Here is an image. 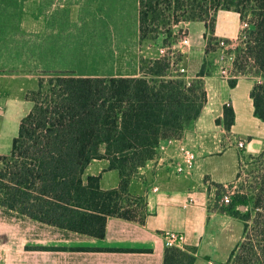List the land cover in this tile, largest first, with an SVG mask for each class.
<instances>
[{"label": "trees", "instance_id": "obj_1", "mask_svg": "<svg viewBox=\"0 0 264 264\" xmlns=\"http://www.w3.org/2000/svg\"><path fill=\"white\" fill-rule=\"evenodd\" d=\"M218 10L234 11L246 24L233 49L228 84L234 87L240 75L261 77L250 97L254 115L264 119V0H138L140 40L162 34L165 45L174 26L203 21L208 54L218 41ZM141 63L142 77L55 71L38 79L25 98L32 107L21 119L9 153L0 155V206L98 239L104 238L109 217L143 219L145 201L140 210L124 204L131 179L157 155L162 141L181 138L199 117L207 100L203 78L213 69L205 58L196 78L187 83L171 74L167 54ZM233 121V108L225 105L223 119L216 123L229 130ZM102 159L107 171L118 174L115 188L103 189L101 174H86L93 160ZM247 162L253 166L249 179L237 184L223 210L243 221L244 239L223 264H264V144ZM240 178L238 171L236 181ZM195 251L166 248L163 264H194Z\"/></svg>", "mask_w": 264, "mask_h": 264}, {"label": "crops", "instance_id": "obj_2", "mask_svg": "<svg viewBox=\"0 0 264 264\" xmlns=\"http://www.w3.org/2000/svg\"><path fill=\"white\" fill-rule=\"evenodd\" d=\"M17 1L21 13L11 14L12 24L4 25L3 14H0V67L32 64L49 68V71L73 67V61L77 59L79 30L76 26H65L72 14H45L48 0H38L43 14H27L31 1L14 0V3ZM175 27L176 31L187 32L190 39L182 49V62L185 76L194 79L207 58L205 23L181 22ZM241 28L239 14L217 11L215 37L236 40ZM34 51L36 54L31 53ZM228 59L224 65L217 58L213 60V72L203 78L207 100L199 117L187 125L178 139L196 154V164L190 173L178 175L174 172L172 166L178 155L173 146L157 150V155L137 172L147 182L142 220L109 217L105 236L98 239L32 220L0 206V264H163L167 248L163 239L165 231L182 232L187 236L183 249H196L194 264L225 262L238 240L232 241L224 234L228 228L237 225V219L219 211L213 199L215 188L209 181L226 186L235 177L237 170L228 172L219 154L238 151V138L245 140L243 152L249 155L258 154L264 144V119L254 115L250 97L254 84L261 78L240 75L236 85L231 87L228 74L233 66ZM228 104L234 111L229 130L222 123H216L217 119H223V109ZM13 108L7 112L1 109L0 141L4 131L18 128L27 114L18 115ZM16 134L10 137V147ZM10 147L6 152L0 147V155L8 154ZM214 152L218 155H213ZM94 161L101 162L106 169V160ZM93 162L86 174L98 175L101 169L90 170ZM109 173L115 175L112 171ZM105 175L106 172L101 173L102 188L116 187L118 177L116 184L108 187L104 185ZM154 187H157L156 191ZM238 229L241 233L243 225H238ZM54 247L66 249H46Z\"/></svg>", "mask_w": 264, "mask_h": 264}, {"label": "rangeland", "instance_id": "obj_3", "mask_svg": "<svg viewBox=\"0 0 264 264\" xmlns=\"http://www.w3.org/2000/svg\"><path fill=\"white\" fill-rule=\"evenodd\" d=\"M30 1V10L27 14H43L41 2L38 0ZM68 1L48 0L45 14H72L70 22L64 25L76 26L79 30L77 35V59L73 61L75 63L74 66L71 68H58L52 71H49V68L32 64L28 67H0V108L3 111L7 112L11 107H14L13 109L18 115L28 113L32 107V103L25 99L26 94L36 88L38 79L47 72L67 71L66 69H70L68 72L77 76L142 77L141 62L160 56L162 54L160 52L161 49H164L165 54L171 58L173 69L176 66L184 67L182 49L186 45L182 41L184 39L190 40L187 32H183L182 29L176 31L177 27L174 26L172 28V35L168 43L165 44L171 45L170 48L162 44V40L165 38V35L162 34H159L155 40L146 39L141 41L139 34L138 0ZM20 9L18 1L14 3V0H3L0 3V14H3L4 25L7 23L12 24L11 14H20ZM237 39L230 42L236 45ZM1 45H5V43ZM31 53L36 54V51ZM228 54L229 52L227 53L225 50L221 52V50H218L216 44H212L206 60L211 64L212 69H214L213 60L217 58L224 65V61L228 59L226 57ZM173 75L177 74L174 73ZM228 76L231 77V74H228ZM260 80L262 81V78ZM17 130L18 128L14 127L4 131L2 140L0 141L1 151H8L10 137L12 134L17 133ZM241 140L245 142L244 139L238 138V151L235 150L234 153H226L224 155L223 153L219 154L220 158L224 160L225 168L228 172L235 169L237 172H240V181H236V175L231 182L226 183V186L209 181L215 188L213 199L220 212H223L227 208V204L223 202V198L227 194L232 198L233 192L238 189L237 184L249 179V171L253 167L252 164L247 162L249 154L243 152L244 147H238V142ZM213 155H218V153L214 152ZM98 169H101L102 174L106 172L104 185L109 187L116 184V176L118 177L116 171H112L113 174L115 173V175H112V173H109L111 171H107L101 162L94 161L90 170L98 171ZM231 184L233 187L230 188ZM118 185L119 177L116 187ZM146 191L147 182H144L141 175L136 173L131 179L127 195L124 198V204H131L129 206L140 210L142 202L145 201L143 193ZM242 210V213H246L247 210H251V206L249 205L247 210L242 207ZM137 219L141 220L138 217ZM239 222L243 225V221L237 219V225L228 228L227 233L224 234V236L228 235L232 241L238 240L237 245L244 239V231L242 230L240 233L238 229V225L242 226Z\"/></svg>", "mask_w": 264, "mask_h": 264}, {"label": "built area", "instance_id": "obj_4", "mask_svg": "<svg viewBox=\"0 0 264 264\" xmlns=\"http://www.w3.org/2000/svg\"><path fill=\"white\" fill-rule=\"evenodd\" d=\"M246 27V24L243 23L242 24V28L244 29ZM182 43L184 45H187L188 40L184 39L182 41ZM235 44L233 42L230 41H226L223 39H219L217 41V48H219L222 52H224V50L229 54H228V58L232 61V66H233V60H234V52L233 49L235 48ZM160 52L162 54H165V50L161 49ZM161 54V55H162ZM173 65H171V74L173 75L174 73L177 75L174 76H180L182 77L187 83L188 81H190L191 79H188L185 76L186 73V69L184 67H179L176 66L175 69L172 68ZM233 68V67H232ZM232 71V70H231ZM2 111L0 108V115H1ZM244 141L241 140L238 142V147L239 148H243L244 147ZM168 146H173L175 148V150L177 151V158L175 163L173 164V170L176 174L178 175H185V174H189L190 171L194 168L195 164H196V154L193 150H191L190 148H188L184 143L180 142L178 139H167L162 141L157 150H164L166 149ZM154 191L157 190V187L153 188ZM232 194V193H231ZM231 198L229 196V194H227L224 198H223V202L226 204H229ZM163 239H164V244L167 248H172V247H176V248H180L183 249V246L187 243V236L182 233V232H175V231H165L163 233ZM208 264H215L212 261H209Z\"/></svg>", "mask_w": 264, "mask_h": 264}]
</instances>
